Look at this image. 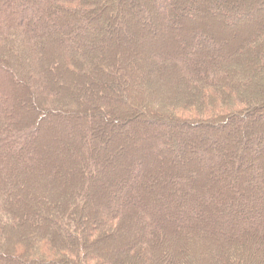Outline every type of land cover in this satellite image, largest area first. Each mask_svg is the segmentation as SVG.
Returning <instances> with one entry per match:
<instances>
[{
    "label": "trees",
    "instance_id": "obj_1",
    "mask_svg": "<svg viewBox=\"0 0 264 264\" xmlns=\"http://www.w3.org/2000/svg\"><path fill=\"white\" fill-rule=\"evenodd\" d=\"M33 1L36 3L30 4L29 0H0V14L5 21L0 23V67L34 98L44 101L40 107L43 114H74L80 121H86L82 123L81 136L83 144L90 142V149L87 153L80 149L71 157L73 163L69 180H77L66 185V189L49 193L56 186L57 180L53 179L57 171L43 170L39 173V163L44 160L35 151L39 142L38 128L29 127L20 132L15 130L16 109L0 89V124L7 122V118L11 121L7 131H0V262L114 264V261H118L121 264L123 260L122 264H130L127 260L133 255V244L131 250L127 247L122 251L119 249V254L118 247L106 249L99 240L110 233V237L117 236L119 239L124 235L126 241L130 235L140 232L141 235H134L133 239L143 238L153 248L149 258L140 264H152L150 259L155 256L159 264H205L204 261L214 260L216 256L222 264H248L257 252V249L252 248L251 251L249 247L252 237L259 235L258 238L264 243V196L261 192L259 198L257 195L239 197L238 192L234 198L226 197L227 206L216 207L213 197L225 195V191L209 193L197 187L196 193L191 192L194 196L179 198L187 205L179 202L180 205L170 207L168 199L164 197L162 199L166 200L162 209L155 201H145V191L141 190L143 196L132 198L130 192L123 188L116 194L117 199L108 203L101 196L104 193L103 178L108 171L99 157L106 151L105 141L110 136L111 128L130 124L133 119H147L167 127L230 126L234 121L249 119L247 116L254 109L262 110L264 101L245 112H241L243 109L218 114L209 111L208 118L199 120L183 117L167 107L160 108L162 105H156L151 97H141L149 88H138L137 84L141 81L135 77L140 76V69L133 45L132 49L128 45L123 46L117 55H111L107 54L110 50L107 49V42L98 49L92 46V41L86 40L83 31L78 30L83 34L78 36L76 30L68 29L66 19L72 20L75 15L90 14L96 10L92 0ZM100 1V9L117 3V0ZM169 1H149L150 9L142 7L136 9L135 15L129 12V16H135L137 21L165 25L170 18L169 12L164 9ZM218 1L224 4L232 27H237V30L249 29L247 35L236 41L233 52L227 56V51L223 49L227 45L225 42L217 45L202 40L198 45L184 47L185 44H182L174 54L167 55V61L174 62L171 65L181 70L182 77L193 82L194 88H198L199 84L206 89L208 86H220L233 93L241 88L260 89L263 84L258 82V78L264 76V20L260 24L248 23L247 20L264 11V0H254L260 4L246 14L232 0ZM120 8V15L127 14ZM50 10H55L59 15L51 17ZM183 16L180 13V17ZM81 25L91 26V22L84 19ZM122 27L126 28L125 25ZM248 36L250 39L245 41ZM145 41L150 42L149 39ZM53 48L60 51V59L52 57L53 60L49 62L48 52ZM155 58L152 55L148 61L152 64ZM159 60V57L156 58L155 63L159 64ZM59 70L83 77L86 85L77 86L58 77L53 80L52 74L57 75ZM205 91L209 96L213 95ZM76 93L78 98L74 95ZM214 96L209 99L215 98L218 105L224 103L230 106L231 96ZM191 132L184 136V143L187 142L188 146L201 143L204 137L191 142ZM216 138L215 141H218ZM258 138V135L252 138L255 146H258ZM236 140L240 141L239 138ZM247 141L244 140L243 144ZM162 148L171 150L161 145ZM204 149V153L199 151L204 158L206 156L203 170L217 172L214 176H219L222 183H227L226 186L231 181L234 183L230 172L242 167L239 160L247 153L240 148L239 160L235 164L228 162L229 168L220 169L219 161L224 154L210 151L208 147ZM257 149L251 154L262 151L264 146ZM263 164L255 162L254 172L250 176L254 178L251 184L259 185L264 190ZM21 170L36 173L30 185L35 186L34 191L29 190V183L16 182L14 172ZM199 176L195 174V177ZM38 179L42 180L40 185H36ZM241 203L247 205L244 206V213ZM136 215L143 218L142 227L130 225L132 219L129 216L133 218ZM126 217L129 220L125 223L123 219ZM131 226L135 228L134 231ZM206 247L209 252H206Z\"/></svg>",
    "mask_w": 264,
    "mask_h": 264
},
{
    "label": "rangeland",
    "instance_id": "obj_2",
    "mask_svg": "<svg viewBox=\"0 0 264 264\" xmlns=\"http://www.w3.org/2000/svg\"><path fill=\"white\" fill-rule=\"evenodd\" d=\"M149 1L155 2L157 0ZM149 1L117 0V3L108 4L106 8L100 9L99 4L101 1L92 0V3L96 5V10L90 14L75 15L72 20L66 19L65 22L68 29L76 30V35H83L78 30L83 31L87 37L86 40L92 41L93 47L99 49L103 47V43L107 42V49H110L107 51V54L117 55L121 47L128 45L132 49L134 46L133 49H136L135 54L138 55L136 61L140 69V76L138 75V78L135 77L141 81L137 84L138 88L144 89L146 88L144 86L149 88L145 89L147 92L142 93L141 97L145 99L151 97L156 105H162L160 108L167 107L172 109L170 111H175L183 117L199 120L201 118H208L210 112L214 114H218L221 111L238 112L239 109H243L241 112L249 111V109H252L251 106H257L258 102L264 101V94H262L264 92V76L258 78V82L263 84H261L260 89H252L250 87L249 90H243V88H238L239 90L233 93L232 91L222 89L220 86H208V90L199 84L198 88H194L192 87L194 83L183 78L181 70L179 71L174 65H171L174 62L167 61V55L171 56L174 54L176 49L181 48L182 44H185L184 47L187 45L193 46L194 44L198 45L202 40L205 43L214 42V44L225 42L227 45L225 48L223 46V49L227 51V56H229V53L233 52V47L236 43L248 34L249 29L243 28V30H237V27H232L224 4L219 3L218 0H170L164 8L169 12L170 18L162 26L159 23L150 24L146 20L137 21L134 19L135 16H129V12L135 15L136 9H141L142 7L150 9L151 3ZM33 2L34 4L36 3V1L29 0L30 4ZM231 2L238 3L237 7L241 9H239L240 11L245 12V14L253 10L254 6H258L259 3L254 0H232ZM120 7L127 14L120 15ZM180 13L184 16L180 17ZM232 13L236 12L233 11ZM54 14L59 15L55 10L49 11L51 17H54ZM176 14H178L177 17L175 16ZM254 16L256 17L248 18V23L249 21L254 23L263 21L264 11ZM84 19L91 22V26L87 25L84 27L81 25ZM0 23H5L4 19L1 18V14ZM123 25L126 28H123ZM146 39H149L150 42L147 43ZM248 39H250L249 36L245 41H248ZM56 49L53 48L48 52L49 62L53 60L52 57L57 60L60 59L58 56L60 51ZM152 55L160 58L159 64L155 63L156 58L155 60L153 59L152 64L148 61ZM74 74L59 70L57 75L53 76L52 74V78L55 80L58 77L70 83H76L77 86L86 85V80L83 77ZM255 78H257V75H255ZM140 85H142V88ZM0 89L1 94L7 96L9 102L16 109L17 115L15 116L17 117V121L13 125L15 130L20 132L29 127L38 128L37 135L39 142L35 146V151L44 160V162L39 163V166L41 165L39 173L43 172V170L50 172L57 171L53 179L57 180L56 186L49 193H54L58 189H66V185H71L73 181L77 180L76 178L69 180L70 168L73 163L71 157L80 149H84L86 153L90 149V142L83 144L81 136L82 123H86V121H80L78 116L74 114L71 116L43 114L40 111V107L44 101L34 98L28 93L27 89L24 90L21 83L19 84L1 67ZM205 90L213 93V95L209 96ZM74 95L78 98L77 93ZM214 95H222V97H224L223 95L227 97L231 96L230 106L227 107L224 103L218 105L217 100L213 98L214 103L212 98L209 99V97H215ZM232 95L234 98H232ZM193 104L194 106H192ZM250 113V116L247 117H250L249 119L252 121L245 118L242 122L234 121L230 126H226L225 124L218 127L213 125L167 127L153 123L147 119H133L130 124L112 127L109 132L110 136L105 141L106 151L101 154V158L99 157L104 168L108 171L103 178L102 187L104 188V193L101 196L108 203H112L117 199L116 194L121 192V190L123 191V188L130 192L132 198L138 195L141 196V190H143L146 192L145 201H155L162 209H164V201L166 199H168L167 204L170 207L172 205H180L179 202L187 205L186 202H181L179 198L194 196L193 194L194 192L196 193L197 187L198 190L202 189L205 192L208 190L209 193L218 190L221 191L220 193L225 191V195L218 193V196L213 197V201H216L213 204H216V207L221 205L227 206L228 200L226 197L232 196L234 198L238 192L239 197L242 195H257L259 198L261 196L260 192L264 196V190L259 185L251 184L254 178L251 179L250 176L254 172L255 162L264 163V149L258 153H254V155L251 154L258 150V146H264V115H262L264 107L262 110L256 108ZM10 122L7 118V122L1 123L0 131H7ZM190 131H192L193 138L191 142L194 143L195 140L198 141V139L204 137L200 140L201 143L192 144L191 146L186 145L187 142L184 143V136L188 135ZM255 135L259 136L258 146L254 145L256 142L252 139ZM216 137H218V141H215ZM237 138L240 141H237ZM244 140L249 141L243 144ZM161 145L169 147L171 150L160 149ZM206 147L210 151H218L222 155L224 154V158L219 161L220 169L224 167L229 168L228 162L235 164V161L239 160L237 158L240 148L247 153L239 160L242 167L236 172L234 170L230 172L231 177L234 178V183L231 181L226 186L227 183H222V179L218 178L219 176H214L217 172L212 171L210 173L203 170L202 164L206 156L204 158L203 154H200L199 151L202 152ZM68 156H70V159ZM231 167L233 168V165ZM14 173L16 182L29 183V186L34 182L32 179L33 174H36L35 172L30 174L28 170L15 171ZM195 174H200L199 179L195 177ZM41 183L42 180L38 179L36 185H40ZM121 184L122 186H120ZM34 187L33 185L30 186L29 190L34 191ZM164 197L166 198L165 200L162 199ZM23 204L27 206L24 200ZM240 206L244 213V206L246 207L247 205L241 203ZM205 207L210 208L209 206ZM20 208L22 209L23 206L21 205ZM129 218L130 220L132 219L130 223L132 226L137 225L142 227L144 225L141 216L136 215L133 218L129 216ZM128 220L127 217L123 219L125 223ZM132 226L131 229L134 231L135 228ZM133 231L131 234L134 233ZM134 235H141V233L136 232ZM134 235H130L125 241L124 235H121L123 238L120 237L119 239L117 236L110 237L109 233L99 240V242H102V246L106 247V249L118 247L117 253L119 254V249L122 251L127 247L128 250H131L133 244L134 247L131 252L133 255L127 262L130 264L144 263L145 259L149 258L150 251L153 248L143 238H138L135 241L133 239ZM258 237L259 235L253 236L250 241L249 247L251 251L253 248L257 249V252L248 264H264V243ZM206 252H209L207 247ZM150 262L152 264H159L158 257L151 258ZM122 263L123 260L121 261ZM204 263L222 264L217 260V256L214 260L210 259V261H204ZM0 264L4 263L0 262ZM114 264H120V262L114 261Z\"/></svg>",
    "mask_w": 264,
    "mask_h": 264
}]
</instances>
